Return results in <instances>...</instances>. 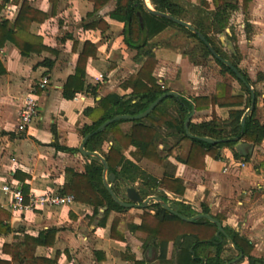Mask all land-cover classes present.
<instances>
[{
    "label": "crops",
    "instance_id": "obj_1",
    "mask_svg": "<svg viewBox=\"0 0 264 264\" xmlns=\"http://www.w3.org/2000/svg\"><path fill=\"white\" fill-rule=\"evenodd\" d=\"M27 1L31 7L48 16L45 23H34L31 32L40 36L44 45L56 53L45 51L40 56L24 58L10 42L0 48V63L5 69V73L0 75V204L9 212L13 196L4 192V185L14 182L22 187L28 186L29 191L37 196L49 192L57 194L64 184L66 168L84 171L86 159L80 152H59L53 143L57 140L62 147L79 149L83 141L81 132L93 123L84 115L85 109L95 108L102 98L113 93L130 95L132 90H124L122 85L141 67L134 60L137 52L124 43V24L109 17L116 0H109L96 12L94 3L89 0H58L55 15L49 0ZM184 1L200 4L198 0ZM207 1L214 10L212 0ZM18 11L19 6L8 4L0 17L12 22ZM101 20L109 26L108 29L104 30L102 23L95 29L86 28ZM218 40L223 51L230 56L239 53V67L256 82L257 75L264 74V0H250L247 11L242 9V1H239V9L232 14L229 27L218 36ZM86 41L96 46L97 56L88 59L84 90L73 100H66L63 96L65 83L75 73ZM153 52L158 61L154 76L159 83L170 91L178 92L193 105L190 122H207L214 116L226 121L231 110L243 108L216 105L197 109L194 99L211 97L219 83L231 85L233 95L242 93L238 81L229 78L228 74L222 75L221 68L211 61L213 59L206 65H195L190 55L166 44L157 45ZM45 58L55 61L50 71L39 66ZM44 77L49 83L43 91L38 84ZM256 89L262 94L256 100V119L264 124V83H256ZM32 92L38 100L37 117L26 132H19L20 105ZM131 125L130 122L123 123L121 129L128 132ZM160 132L168 133L165 127H161ZM241 141L249 144L247 156H250V162H246L239 152L240 158H236L234 149H237L234 147L223 148L219 160L207 156L204 168L198 167L199 162L192 167L186 164L191 142L185 145L178 160L166 151L174 141L165 137L157 143L162 163L136 159L133 156L136 148L132 146L124 154L159 181L165 176L171 181L182 182L183 195L163 187L150 196L164 194L174 210L176 203L186 204L198 214H203V206L207 207L213 217L223 219V226L236 230L250 241L253 246L251 256L264 260V174H258L254 168L264 161V141L259 145ZM110 146L111 143H107L104 149L108 150ZM241 162L246 164L242 166ZM17 173L29 176V179L22 182L16 177ZM169 185L174 187L171 183ZM105 210L101 209L100 214L94 216L93 207L75 202L65 210L45 206L15 215L11 212L10 224L17 231L0 237V259H11L3 254V246L21 239L23 232L19 230L37 236L41 230L57 228L54 247H39L37 256L50 259L58 256L59 264H135V261L159 264L158 240L153 235L133 229L142 224L144 209L111 212L105 226H100ZM173 252L174 243L171 242L169 259Z\"/></svg>",
    "mask_w": 264,
    "mask_h": 264
},
{
    "label": "trees",
    "instance_id": "obj_2",
    "mask_svg": "<svg viewBox=\"0 0 264 264\" xmlns=\"http://www.w3.org/2000/svg\"><path fill=\"white\" fill-rule=\"evenodd\" d=\"M52 3V14H56L58 0H49ZM94 3V11H98L109 0H89ZM239 1H242V9L247 11L250 0H212L214 10L207 0H201L199 5L186 3L184 0H149L151 6L158 12L166 13L178 19L191 23L192 26L205 36L215 52L225 60H228L243 75L246 83L240 80L231 68L222 61L213 56L207 46L200 40L198 35L189 29L180 26L168 19L160 18L148 12L144 6L143 0H116L115 8L110 12L109 17L124 24V43L137 52L134 58L135 62L141 65L136 75H133L122 85L124 90L131 89L130 95L110 94L102 98L95 108H87L84 115L93 123L85 131L81 132L82 138L91 134L86 142L85 148L90 152L100 153L109 164V174H115L116 178L112 185L115 194L127 201L125 196L126 188H136L143 199L150 195L157 194L158 188H166L172 192L183 195L184 188L179 180L171 181L165 176L159 181L157 178L143 171L135 162L125 156V151L129 147H135L136 152L133 156L137 159L145 158L156 163H162L158 153L157 143L165 138H172L174 143L166 150L169 155L180 160V155L185 145L190 141L191 149L187 165L204 168L205 158L211 156L216 160L222 158L221 150L223 148H234L237 142L246 140L254 144H261L264 141V124L256 119V108L249 114L246 124L243 127L241 120L252 103V93L256 95V100L262 94L256 89V83H264V74L257 75L256 82H253L249 75L240 67L241 56H228L223 51L218 36L224 34L229 27L232 14L239 9ZM8 4L19 6L18 14L14 21H9L0 17V48L7 42L16 46L24 58L33 55L40 56L43 52L55 54L44 45L43 39L31 32L34 23L42 24L48 19L46 13L30 6L27 0H2L0 3V13ZM188 6L193 7L190 11ZM139 13L144 19V26H141ZM189 14L193 19H189ZM104 25V30L109 26L102 20L97 23L86 26L89 29ZM169 29H176L183 32L189 39L196 42L190 52V58L195 65H206L210 59L221 68L222 75H229L232 79L238 81L241 85V94L233 95V87L227 83H219L214 95L211 97H197L194 103L198 110L208 109L210 106H228L243 107L239 110H231L230 117L226 121H220L216 116L212 120L201 123H189V132L194 136L190 138L185 129L186 120L192 114L193 105L189 100L180 97H168L154 109V111L145 119L141 120H119L109 125L104 131L95 133L98 128L106 121L119 116L129 115L137 116L145 112L161 95L170 90L159 83L154 76V70L158 61L155 58L153 50L156 44L154 39ZM232 40H234L232 38ZM97 48L90 41H86L83 51L80 53L75 73L68 77L63 96L66 100H73L78 93L85 88L86 65L90 57L96 58ZM55 61L45 58L39 66L45 67L50 71L54 67ZM5 73V69L0 63V75ZM253 87V90L251 88ZM90 87H88V90ZM264 95V92H263ZM131 123L128 132L121 129L123 123ZM165 127L168 133L162 134L160 128ZM56 137L55 130L53 131ZM198 137H208L219 141L217 144H209L197 139ZM111 143L108 150L104 149L105 144ZM56 151L78 154V148L62 147L53 143ZM236 158H240L237 150L234 149ZM86 164L83 172H78L74 168L68 167L64 172V184L57 194L71 196L75 202L93 207V215L100 214V210L106 208L103 218L99 222L100 226H105L108 215L111 212L123 213L128 209L118 205L103 182V165L100 160L94 157H85ZM250 162V156L244 158ZM255 171L264 174V161L257 164ZM18 179L25 182L29 176H19ZM138 183V185H137ZM169 183L174 187H169ZM25 204L29 203V187H22ZM159 194V193H158ZM166 202L167 197L158 195ZM175 210L186 218H192L198 215L190 206L183 203H176ZM154 211V214L151 213ZM203 214H210V210L203 206ZM211 215V214H210ZM223 224V219L219 216L214 217ZM11 212L3 209L0 204V237L10 235L15 230L10 221ZM226 235L234 242L233 248L224 234L220 238L216 236L217 225L209 222L207 219H199L192 223L181 220L178 216L165 210L160 204L151 202L142 215V224L133 229L139 230L155 236L159 244V264H264V260L251 256L253 246L250 241L240 235L236 230L223 226ZM21 239L15 243L5 244L3 254L10 256V260L0 259V264H59L58 256L55 259L37 256L39 247L52 248L55 245L57 228L41 230L37 236L25 233L24 230ZM174 243V252L172 258H168L170 243ZM230 250L235 253L233 256H225ZM244 254L243 258L232 263ZM135 264H148L145 261H135Z\"/></svg>",
    "mask_w": 264,
    "mask_h": 264
},
{
    "label": "water",
    "instance_id": "obj_3",
    "mask_svg": "<svg viewBox=\"0 0 264 264\" xmlns=\"http://www.w3.org/2000/svg\"><path fill=\"white\" fill-rule=\"evenodd\" d=\"M144 6L146 8V10L148 12H150L152 15L156 16V17H160V18H165L168 19L180 26H183L187 29H189L190 31H192L194 34L198 35V37L200 38V40L207 46V48L210 50V52L213 54V56L215 58H217L218 60L222 61L226 66H228L229 68H231L233 70V72L236 73L237 77L242 80L243 82L246 83L245 78L243 77V75L238 71L237 68H235L232 63L228 60L223 59L222 57H220L215 50L213 49V47L211 46V44L207 41V39L205 38V36L203 34H201L200 32H198L191 23H188L186 21H183L181 19H178L174 16H171L169 14L166 13H162V12H158L156 11L150 4L149 0H143ZM139 19H140V23L141 26H144V19L141 13H139ZM251 90H253V88H251ZM180 97V94L178 92L175 91H169L163 95H161L145 112H143L142 114H139L137 116H129V115H119L116 116L108 121H106L103 125H101L98 130L95 133H98L100 131H104L109 125H111L112 123L119 121V120H130V121H134V120H141V119H145L146 117H148L153 111L154 109L161 103V101H163L165 98L168 97ZM256 106V95L253 92L252 93V103L250 108L246 111V113L243 115L241 123L242 126L244 127L246 124V120L247 117L249 116V114L251 112L254 111ZM191 117L192 114L189 116V118L186 120L185 123V129H186V133L190 138H194V136L189 132V123L191 121ZM91 134L87 135L85 138H83V141L79 147V152L83 157H94L98 160H100L101 164L103 165V182H104V186L107 189V191L109 192V194L111 195V197L113 198V200L120 206H122L123 208L126 209H130V208H139V209H145L151 202H156L158 204H160L165 210H167L168 212L178 216L181 220L187 222V223H192L194 221H197L199 219H207L209 222L216 224L218 231L216 233V236L218 238H220V234H224L228 241L229 244L235 248V244L234 242L230 239V237L228 235H226L223 224L218 221L216 218H214L212 215L210 214H198L192 218H186L183 217L182 215H180L176 210H174L170 205L169 202H166L162 199V197L160 196H149L146 199H143L142 196L140 195L139 191L134 188V187H128L126 188L125 191V196L127 198V201H123L122 199H120L115 192L112 189V185L110 183H113L115 181V174L110 173L109 174V164L106 161V159L98 152H90L87 151L85 148L86 142L88 141V139L90 138ZM197 139H199L200 141H203L205 143H209V144H217L219 141L214 140L212 138H208V137H198ZM236 149L238 150V152L240 153V155L242 157H246L247 156V148L249 147V144L246 142H242L239 141L237 142V144L235 145ZM244 254L242 252H240V256L234 260L232 263H235L236 261H238L239 259L243 258Z\"/></svg>",
    "mask_w": 264,
    "mask_h": 264
},
{
    "label": "built area",
    "instance_id": "obj_4",
    "mask_svg": "<svg viewBox=\"0 0 264 264\" xmlns=\"http://www.w3.org/2000/svg\"><path fill=\"white\" fill-rule=\"evenodd\" d=\"M49 80L44 77L38 84L41 90H45L48 86ZM38 100L35 92L29 93L23 99L19 113H18V125L17 130L19 132H26L34 119L37 117ZM246 163L241 162L240 165L244 166ZM4 192L10 193L13 198L10 202L11 212L16 213L23 212L25 210H37L40 207H56L61 210H65L69 206L75 203V200L71 196H62L55 193H46L41 196H37L29 191V203L25 204V196L22 190V186L18 183H12L11 185H4Z\"/></svg>",
    "mask_w": 264,
    "mask_h": 264
},
{
    "label": "rangeland",
    "instance_id": "obj_5",
    "mask_svg": "<svg viewBox=\"0 0 264 264\" xmlns=\"http://www.w3.org/2000/svg\"><path fill=\"white\" fill-rule=\"evenodd\" d=\"M201 0H198L197 3L199 4ZM193 7L188 6V9L191 11ZM189 19H193V15L189 14ZM154 44L159 45H170L176 51L183 52L185 54L190 55L192 48L195 46L196 42L192 39H189L183 32L178 31L176 29H169L167 30L161 37L155 39L153 41ZM228 56H230L228 54ZM214 61V60H211ZM215 62V61H214ZM211 70V69H210ZM231 78V77H229ZM232 79V78H231ZM260 88V87H259ZM84 158V157H83ZM77 167V166H76ZM79 170L80 168L77 167ZM235 253L228 250L225 253V256H233Z\"/></svg>",
    "mask_w": 264,
    "mask_h": 264
}]
</instances>
